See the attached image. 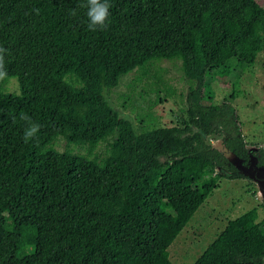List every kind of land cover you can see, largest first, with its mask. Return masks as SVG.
I'll list each match as a JSON object with an SVG mask.
<instances>
[{
  "label": "trees",
  "instance_id": "trees-1",
  "mask_svg": "<svg viewBox=\"0 0 264 264\" xmlns=\"http://www.w3.org/2000/svg\"><path fill=\"white\" fill-rule=\"evenodd\" d=\"M257 1L109 0L107 28L93 32L85 0H0L6 79L19 88L0 86V264H27L25 251L30 264H175L169 247L218 181L245 179L207 138L264 165L234 107L202 103L208 70L257 62ZM160 61L180 63L187 120L137 134L104 93ZM109 138L101 160L53 148L63 139L91 151ZM193 264H264V217L253 208L228 221Z\"/></svg>",
  "mask_w": 264,
  "mask_h": 264
},
{
  "label": "rangeland",
  "instance_id": "rangeland-1",
  "mask_svg": "<svg viewBox=\"0 0 264 264\" xmlns=\"http://www.w3.org/2000/svg\"><path fill=\"white\" fill-rule=\"evenodd\" d=\"M264 9V0H258ZM264 47L257 62L249 66L233 58L223 65L208 70L205 74L203 100L205 106L230 103L236 112L249 151L264 148ZM0 86L8 93L19 94L15 79L0 80ZM188 82L178 61L154 62L143 75L140 71L120 79L115 89L104 95L109 106L119 117L128 120L135 132L145 129L179 126L186 121L185 97ZM113 138L89 151L85 146H75L58 139L53 148L58 152L101 160L106 156ZM216 149L224 152L216 136L207 138ZM250 158L248 169L253 168ZM254 169V168H253ZM255 184L249 179H220L218 188L203 205L169 247V259L175 264H193L206 247L213 242L230 220H234L253 208L258 209V220L264 217V203L256 196ZM179 219L183 217L179 214ZM24 234L27 229H22ZM23 261L31 263L28 251Z\"/></svg>",
  "mask_w": 264,
  "mask_h": 264
},
{
  "label": "clouds",
  "instance_id": "clouds-1",
  "mask_svg": "<svg viewBox=\"0 0 264 264\" xmlns=\"http://www.w3.org/2000/svg\"><path fill=\"white\" fill-rule=\"evenodd\" d=\"M82 7L86 8L87 27L90 31L104 30L107 28V22L109 20V9L111 4L109 0H85ZM5 53L6 49L0 48V80H4L7 76V70L5 68ZM40 130V125L32 123L24 130V139L29 141L33 139Z\"/></svg>",
  "mask_w": 264,
  "mask_h": 264
},
{
  "label": "water",
  "instance_id": "water-1",
  "mask_svg": "<svg viewBox=\"0 0 264 264\" xmlns=\"http://www.w3.org/2000/svg\"><path fill=\"white\" fill-rule=\"evenodd\" d=\"M220 151V150H219ZM252 152V151H250ZM223 154L225 157L228 159V161L235 166V168L238 170V172L243 175L245 178L253 181L255 183L257 193L259 194V198L261 202L264 203V165L261 167L256 166V160L255 163L253 164V168L248 169L247 166H249V162L247 165H243L242 161L234 156L231 152H229L227 149H224ZM251 158V157H250ZM250 161V159H249Z\"/></svg>",
  "mask_w": 264,
  "mask_h": 264
},
{
  "label": "crops",
  "instance_id": "crops-1",
  "mask_svg": "<svg viewBox=\"0 0 264 264\" xmlns=\"http://www.w3.org/2000/svg\"><path fill=\"white\" fill-rule=\"evenodd\" d=\"M247 179V178H246ZM253 182V181H252ZM255 184V183H254ZM257 185L255 184V187H256ZM256 196H257V198H258V200H260V198H259V194L257 193V191H256ZM261 201V200H260Z\"/></svg>",
  "mask_w": 264,
  "mask_h": 264
},
{
  "label": "flooded vegetation",
  "instance_id": "flooded-vegetation-1",
  "mask_svg": "<svg viewBox=\"0 0 264 264\" xmlns=\"http://www.w3.org/2000/svg\"><path fill=\"white\" fill-rule=\"evenodd\" d=\"M256 152H257V151H254V153H256ZM254 153H253V154H254ZM259 166H260V165H259ZM245 179H246V178H245Z\"/></svg>",
  "mask_w": 264,
  "mask_h": 264
}]
</instances>
